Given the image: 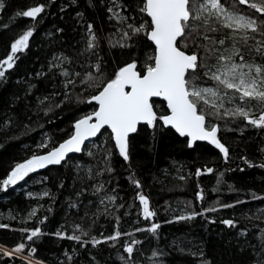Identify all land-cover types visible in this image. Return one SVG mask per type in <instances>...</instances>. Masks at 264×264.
Listing matches in <instances>:
<instances>
[{"label": "trees", "instance_id": "16d2710c", "mask_svg": "<svg viewBox=\"0 0 264 264\" xmlns=\"http://www.w3.org/2000/svg\"><path fill=\"white\" fill-rule=\"evenodd\" d=\"M3 2L5 8L0 11V59L7 57L11 43L23 31L34 27V35L28 49L17 54L19 58L13 69L6 73L7 79L0 81V122L9 117L13 121L9 127L0 130V180L7 178L15 164L34 154H45L68 139L73 133L74 122L95 109L93 104L76 100L83 86L65 89L66 78L60 75L63 69L83 74L88 65L95 62V56L80 55L87 38V23L94 25L100 37L98 52L107 73L128 59L123 54L124 50L109 47L107 38L116 32V27L115 21L108 19V0H103V3L92 0L94 7L89 6L88 0ZM121 2L130 4L125 14L136 16V22L147 19L137 15L138 0ZM36 4L46 5L45 12L36 21L15 15ZM78 12L83 13L82 20L76 15ZM4 24L8 27H2ZM118 38L113 37L114 40ZM147 43L140 38L138 55L151 50L144 47ZM54 56H66L71 63L52 67ZM66 91L73 97L72 102L54 107ZM53 93L59 95L43 105L39 104L40 99ZM90 94L91 91L83 92V96ZM155 102L159 105L158 114H167L165 104ZM49 104L53 105L52 111L45 115L44 109ZM216 122L223 128V121ZM228 128L234 130L218 133L230 150L227 161L207 143H196L189 148L187 140L171 129L163 126L150 129L142 125L129 138L130 161L126 162L119 156L110 133L102 131L103 134L80 153H74L60 165L30 173L7 191L0 189V223L9 225L0 229V246L10 251L23 242L36 249L31 259L41 264H124L120 260L122 255L127 259L123 246L135 239L141 243L134 246L137 249L133 255L134 264H201L202 261L210 264H255L257 257L253 248L259 252L264 240L261 234L264 229V211H261L264 210V199H253L252 194L264 197V168L249 167L242 157L253 165L264 164V152L260 151L264 148V129L245 126L242 120L229 122ZM41 144H47V148L39 147ZM108 151H111L112 171L94 180L88 179L86 172L89 168L93 175L105 168ZM89 152L93 155L89 156ZM205 167L214 171L197 176V169ZM132 176L141 182L140 189L131 182ZM181 176L185 179L181 180ZM98 183H103L104 189L93 194V187ZM45 191L50 193L48 197L42 196ZM138 191L149 198L150 209L157 213L154 220L142 218ZM199 192L203 193V200L198 199ZM105 194L117 196L115 203L106 200L100 204V197ZM236 201L245 203L236 204ZM70 203L78 207L70 208ZM229 204L235 206L221 207ZM213 207L218 210L205 212L191 220L167 223L179 216L180 211L190 214ZM34 208L37 209L36 216L29 219L28 214ZM43 217L47 220L41 224L39 221ZM229 219L236 222V227L231 228L221 222ZM150 222L161 225L157 234L135 232L136 228L147 227ZM74 224L81 225L88 232L87 236H82L83 241L112 235L117 228L121 233L132 232L134 235L122 236L115 242V247L110 246L113 242H108L95 248L91 244L82 247L81 243L54 235L57 231L72 234ZM37 227L43 234L32 241L26 239L30 233L20 231ZM242 230L246 235H240ZM76 234L80 235L79 232ZM153 251L163 254L153 257ZM201 252L202 257L199 255ZM28 255L27 247L14 257L0 253V264H25L21 257ZM68 256L72 259L69 260Z\"/></svg>", "mask_w": 264, "mask_h": 264}, {"label": "snow or ice", "instance_id": "6c2138e0", "mask_svg": "<svg viewBox=\"0 0 264 264\" xmlns=\"http://www.w3.org/2000/svg\"><path fill=\"white\" fill-rule=\"evenodd\" d=\"M88 2L89 6H95L92 0ZM129 7V3H122L121 0H108L106 8L109 21H115L116 27V32L107 38L109 47L124 50L123 54L128 57L122 65L115 67L111 73L105 71L104 61L98 52L100 37L97 36L94 25L87 23V38L80 55L95 56V62L90 63L88 70L83 74L69 72L67 69L60 72V75L66 78L65 89L70 86H83L76 100L95 104V109L74 122L73 133L59 146L51 148L44 155L34 154L24 162L15 164L7 178L0 180V189L7 191L10 186L25 180L30 173L38 169L60 165L69 153H80L85 141L103 134L102 130H110L119 156L127 162L130 161V134L136 133L142 124L150 129L161 126L174 129L180 137L188 138L189 148L197 141H206L222 154L225 161L230 158V150L218 133L234 130L228 128L229 122L242 120L245 126L264 129V0H138L137 15L147 17L139 22H136V16L125 14L128 13ZM4 8L5 4L0 0V11ZM45 8V4H36L16 12L15 15L36 21L45 12ZM245 8L248 9L247 12L244 11ZM76 15L83 19V13L78 12ZM2 27L7 28L8 25L4 24ZM33 35L34 27H30L11 43L10 53L5 59H0V81L7 79L6 73L13 69L19 58L17 54L28 49ZM115 36L119 38L114 40ZM140 38L149 42L144 45L145 48H151L142 55L137 53ZM64 62L71 63V60L66 56H54L51 66L62 67ZM88 91L92 94L83 96V92ZM57 95L59 93L46 96L39 100V104L43 105L45 101H50ZM155 98L166 102L167 114H158L159 105L156 104ZM72 100L73 97L66 91L63 99L54 107L58 108ZM52 108L53 105L49 104L44 109L45 115L52 111ZM216 121H223V128ZM12 122L11 117L5 122H0V130L9 127ZM39 147L47 148V144H41ZM260 151L264 152V148ZM88 155L93 153L89 152ZM110 156L111 151H108L103 170L93 175L89 168L86 177L94 180L105 172L110 173ZM242 159L249 167L264 168V164L253 165L246 157ZM213 171L212 168L205 167L203 170L197 169L196 175L210 174ZM180 179L185 178L181 176ZM130 180L137 189L142 187L141 182L134 176L130 177ZM102 189L103 183L94 185L93 194H99ZM28 195L33 196L32 193ZM49 195L47 191L42 194L43 197ZM197 196L199 200H203L202 192L197 193ZM252 197L264 199L254 193ZM137 199L142 206V218L147 221L154 220L157 213L150 209L149 198L138 191ZM106 200L114 204L117 196L105 194L100 197L99 202L104 204ZM242 203L245 201H236V204ZM69 207L77 208L78 205L70 203ZM217 210L213 207L202 212L181 214L167 223L191 220L198 215H204L205 212ZM36 213L37 209H32L28 214L29 219L36 216ZM46 220L47 217H43L39 222L43 224ZM118 222L117 217V224ZM221 222L228 227H236L234 220ZM8 227L9 225L0 223V229ZM72 227V234L57 231L54 235L74 240L81 243L82 247L91 244L94 248L108 242H113L110 246L115 247V242L122 236L134 235L132 232L121 233L117 228L112 235L103 236L101 239L92 237L83 241L82 236H87L88 232L79 224ZM160 227L159 223L150 222L147 227L136 228L135 232L146 231L155 235ZM20 231L30 233L26 237L28 241L43 234L39 227ZM261 234L264 236V229ZM240 235H246V232L242 230ZM140 243L141 241L133 239L131 243L123 246L127 259L122 255L120 260L124 264H134L133 255L137 251L134 246ZM261 244L259 252L253 248L257 257L255 264H264V240ZM26 247L29 249V255L21 257L25 264H41L31 259L36 249L23 242L10 251L0 246V253L5 257H14L23 253ZM162 254L152 252L153 257ZM199 255L202 257L203 253ZM68 259L71 260L72 257L68 256ZM201 264L210 262L202 261Z\"/></svg>", "mask_w": 264, "mask_h": 264}, {"label": "water", "instance_id": "95a60500", "mask_svg": "<svg viewBox=\"0 0 264 264\" xmlns=\"http://www.w3.org/2000/svg\"><path fill=\"white\" fill-rule=\"evenodd\" d=\"M155 100L156 101H161V102H163L164 104H165V108H166V102H164L161 98H155ZM93 105H95V104H93ZM96 106V105H95ZM166 110H167V108H166ZM168 111V110H167ZM143 125V124H142ZM142 125H140V126H142ZM139 128V127H138ZM166 128V127H165ZM168 129H171V128H168ZM177 136H179V134H177L176 132H175V130L174 129H171ZM102 131H104V130H102ZM109 133H110V135H111V132H110V130H107ZM133 134H135V133H133ZM133 134H130V137L133 135ZM99 135L100 134H98L96 137H92V138H90L89 140H87V141H85V145L84 146H82V150H83V148L87 145V144H89V143H91L92 141H94V140H96L98 137H99ZM129 137V138H130ZM180 137V136H179ZM180 138H183V139H186L187 141H188V138L187 137H180ZM67 140V139H66ZM112 142H113V144H114V141L112 140ZM62 143V142H61ZM196 143H207L208 145H210L208 142H206V141H197V142H195V144ZM194 144V145H195ZM57 146H59V145H57ZM56 146V147H57ZM115 146V145H114ZM212 146V145H211ZM214 147V146H213ZM217 150V149H216ZM118 152V151H117ZM46 154V153H45ZM74 153H69L68 155H67V157H66V159H65V161L67 160V158L69 157V156H71V155H73ZM42 155H44V154H42ZM65 161H62L61 163H63V162H65ZM55 166H58V165H49V166H46L45 168H43V169H38L36 172H41V171H44V170H46L47 168H50V167H55Z\"/></svg>", "mask_w": 264, "mask_h": 264}, {"label": "rangeland", "instance_id": "374dc122", "mask_svg": "<svg viewBox=\"0 0 264 264\" xmlns=\"http://www.w3.org/2000/svg\"><path fill=\"white\" fill-rule=\"evenodd\" d=\"M179 213H180V215H181V214H187V213H184V212H181V211H180Z\"/></svg>", "mask_w": 264, "mask_h": 264}, {"label": "flooded vegetation", "instance_id": "af4514ba", "mask_svg": "<svg viewBox=\"0 0 264 264\" xmlns=\"http://www.w3.org/2000/svg\"><path fill=\"white\" fill-rule=\"evenodd\" d=\"M247 11H248V9L245 10V12H247Z\"/></svg>", "mask_w": 264, "mask_h": 264}]
</instances>
